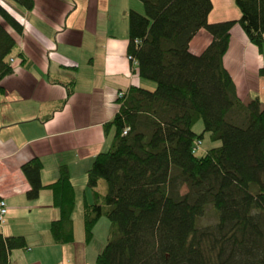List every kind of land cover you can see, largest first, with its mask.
<instances>
[{
	"label": "trees",
	"instance_id": "1",
	"mask_svg": "<svg viewBox=\"0 0 264 264\" xmlns=\"http://www.w3.org/2000/svg\"><path fill=\"white\" fill-rule=\"evenodd\" d=\"M7 1L33 7V0ZM139 1L142 11L127 12V54L154 89L119 90L118 108L105 124L113 130L110 144L86 170L93 203L83 205L84 243L105 217L110 230L94 264H264V103L258 97L244 102L222 63L235 23L264 53V0H234L240 17L217 22L207 19L210 0ZM200 28L211 39L194 54L188 44ZM10 30L20 34L23 25L0 0V90L14 58L28 63ZM66 90L72 93L73 82ZM198 121L199 133L193 130ZM204 133L219 144L197 154ZM20 168L28 199L43 188L52 193L58 210L49 224L52 241L73 242L75 193L66 165L45 185L38 157ZM208 206L216 220L199 226ZM26 247L24 236L0 232V264Z\"/></svg>",
	"mask_w": 264,
	"mask_h": 264
},
{
	"label": "crops",
	"instance_id": "2",
	"mask_svg": "<svg viewBox=\"0 0 264 264\" xmlns=\"http://www.w3.org/2000/svg\"><path fill=\"white\" fill-rule=\"evenodd\" d=\"M1 1L22 22V33L10 32L28 62L14 58L0 90V198L7 206L0 232L22 235L27 244L11 251L9 264H89L86 244L77 242L75 230L83 205L93 203L86 170L110 144L113 130L105 124L118 108L117 92L145 86L127 54V12L142 11V5L139 0H33L31 10H24ZM210 1L209 22L240 17L234 0ZM210 39L200 28L189 51L199 54ZM222 63L244 102L258 97L264 103V53L238 23L230 29ZM69 82L73 91L67 95ZM32 157L41 160L44 185L56 180L59 165L69 170L75 193L71 243L55 244L50 236L49 224L58 216L51 191L43 188L34 199L25 195L29 184L20 167ZM97 190L105 193L101 181Z\"/></svg>",
	"mask_w": 264,
	"mask_h": 264
},
{
	"label": "rangeland",
	"instance_id": "3",
	"mask_svg": "<svg viewBox=\"0 0 264 264\" xmlns=\"http://www.w3.org/2000/svg\"><path fill=\"white\" fill-rule=\"evenodd\" d=\"M144 85L150 90L154 89V83L151 81H146ZM193 130L197 133L201 132L202 123L200 121L196 122L193 125ZM218 144H219V141L211 142L209 137H208V134L204 133V135L200 141V144H199V147L197 150V154L203 153L208 148H210L211 146L218 145ZM102 183L105 187V182L102 181ZM76 218L77 217H75V223H76ZM79 219H80L79 224L76 223L77 226L75 225L76 226L75 230H77L76 234L78 236L77 242H84V233H83L82 215L81 214H80ZM215 220H216V214H215L214 210L210 206H208L206 208L204 214L199 218L198 224H199V226L213 224L215 222ZM109 230H110L109 221L105 217H101L93 228L92 239L89 241V243L85 247V256H86L87 262L89 264H94V261H93L94 257L97 254V252L99 250H101V248L106 243V239H107V236L109 234Z\"/></svg>",
	"mask_w": 264,
	"mask_h": 264
},
{
	"label": "built area",
	"instance_id": "4",
	"mask_svg": "<svg viewBox=\"0 0 264 264\" xmlns=\"http://www.w3.org/2000/svg\"><path fill=\"white\" fill-rule=\"evenodd\" d=\"M132 63L133 64H136V61L135 60H132ZM118 96H122V91H119L117 93ZM127 130V128H125L123 130V133H125V131ZM6 214H7V206H6V202L0 198V225L3 224L5 222V217H6Z\"/></svg>",
	"mask_w": 264,
	"mask_h": 264
}]
</instances>
